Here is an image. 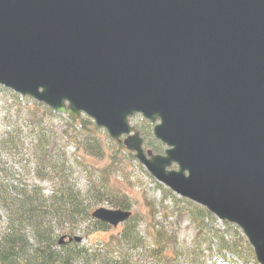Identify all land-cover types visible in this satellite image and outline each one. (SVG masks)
<instances>
[{
  "label": "water",
  "instance_id": "1",
  "mask_svg": "<svg viewBox=\"0 0 264 264\" xmlns=\"http://www.w3.org/2000/svg\"><path fill=\"white\" fill-rule=\"evenodd\" d=\"M0 87L92 121L264 264V0H0ZM131 217L91 214L115 229Z\"/></svg>",
  "mask_w": 264,
  "mask_h": 264
},
{
  "label": "trees",
  "instance_id": "2",
  "mask_svg": "<svg viewBox=\"0 0 264 264\" xmlns=\"http://www.w3.org/2000/svg\"><path fill=\"white\" fill-rule=\"evenodd\" d=\"M22 101L30 103L25 128L33 136L34 151L27 165L31 166L29 172L34 180L30 183L27 179L12 178L13 175H5L0 180V264H230L233 259L240 262L244 253L250 251L242 233L235 227L219 225L202 208L170 193V197L164 198L152 212L160 222L151 228V244L132 215L120 233L109 236L107 241L88 246L66 241L60 245L61 237H75L81 226L92 232L111 229L91 218L103 200L114 210L123 211H130L131 201L121 193L95 189L83 192L78 186V161L74 158L76 153L69 154V145H74L75 152L82 151L93 157L103 155L100 142L81 137V130L92 125L89 119L73 121L56 115L42 104L28 99ZM45 118L63 119L67 122L66 129L70 126L72 133L65 129L61 132L63 136L57 137L56 129L44 123ZM135 129L145 141V149L158 155L164 152V147L152 138L149 122L142 119ZM13 139V135H9L0 141V146L8 147ZM116 144L119 150H124L123 145ZM42 183L51 187L48 196L40 187ZM184 218L195 232L193 247L186 252L176 249L173 253L170 246L177 239L174 221L177 223Z\"/></svg>",
  "mask_w": 264,
  "mask_h": 264
},
{
  "label": "rangeland",
  "instance_id": "3",
  "mask_svg": "<svg viewBox=\"0 0 264 264\" xmlns=\"http://www.w3.org/2000/svg\"><path fill=\"white\" fill-rule=\"evenodd\" d=\"M22 100L26 99H22L0 87V141L6 140L9 135L14 137L8 147L0 146V171H2L0 172V180L5 175H13L12 178L27 179L31 183L34 179L31 171L29 172L31 166L27 165V162L31 160L30 154L34 151V143L31 144L33 136L25 128L27 126L25 122L30 103ZM140 120L142 119L136 116L132 121V126H139ZM44 123L49 127L52 125L56 129L57 137L59 138L63 136L61 132L66 129L65 126L67 125V122L63 119L45 118ZM66 131L72 133L70 126L67 127ZM81 137L95 138L100 142L103 155L101 157H93L82 151L75 152L74 145H69V154L74 155L76 153L74 158L78 161V166L76 167L78 186L83 192L88 189H95L127 195L132 205L130 211L139 222L140 232L146 237L147 242L151 244V228L157 222H160V218H154L152 212L157 209V206L159 207V203L164 198L170 197V192L157 183L135 160L134 156L133 158L131 157L130 152L125 149L119 150L116 142L109 138L107 132L96 128L93 122L92 125L87 126V129L81 130ZM40 187L45 190V195L48 196L50 185L42 183ZM170 194L175 196L173 193ZM176 198L179 199L178 197ZM165 205L168 204L165 202ZM99 207L113 209L104 200L97 205V208ZM219 225L223 224L219 223ZM77 229H79V232H77L75 237H80L83 240L82 243L88 246L90 244H98L101 240L107 241L109 236L117 235L123 229V224L116 229L111 227L108 232H92L86 226H81ZM173 230L177 236L176 242L170 246L173 253L176 249L179 252H186V249L193 247L192 242L195 238V232L193 226L189 224L186 218L180 219L177 223L174 221ZM229 258H231L230 255ZM230 264L257 263L250 247V251L244 253V257L240 259V262L233 259Z\"/></svg>",
  "mask_w": 264,
  "mask_h": 264
}]
</instances>
